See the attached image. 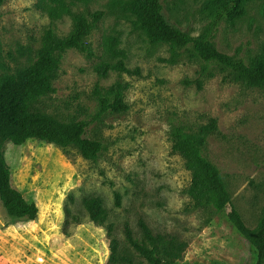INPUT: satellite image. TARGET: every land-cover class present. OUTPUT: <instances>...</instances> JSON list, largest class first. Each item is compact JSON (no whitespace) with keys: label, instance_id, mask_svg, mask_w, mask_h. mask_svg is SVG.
I'll list each match as a JSON object with an SVG mask.
<instances>
[{"label":"rangeland","instance_id":"1","mask_svg":"<svg viewBox=\"0 0 264 264\" xmlns=\"http://www.w3.org/2000/svg\"><path fill=\"white\" fill-rule=\"evenodd\" d=\"M113 0H4L0 4V83L26 68L35 58L41 37L50 28L63 37L74 19L103 10L84 41L93 55L76 49L60 54L54 92L35 107L62 121L86 120V136L99 139L104 150L96 163L74 145L62 152L54 143L27 138L3 142L10 184L37 205L26 220L9 217L0 197V264H107L109 241L119 240V253L147 264L125 241L127 222L140 237L139 219L155 231L175 233L188 246L174 264H253L255 250L230 224L225 212L193 208L185 194L190 173L172 150L171 129L194 131L216 119L204 155L219 169L231 200L249 227L264 209V84L249 86L230 71L205 63L190 46L173 48L150 43ZM167 19L197 36L208 20V0H160ZM233 24L223 20L214 33V46L249 61L264 43V0L245 3ZM115 39L124 63L137 74L94 66L109 57L105 41ZM120 82L125 85V109L97 116L96 91ZM100 171L104 172L106 183ZM111 182V185H110ZM120 195L115 204L114 193ZM72 194L74 203L67 196ZM97 194L107 210L105 225L88 219L81 198ZM68 204L79 223H64ZM264 264V262H263Z\"/></svg>","mask_w":264,"mask_h":264},{"label":"trees","instance_id":"2","mask_svg":"<svg viewBox=\"0 0 264 264\" xmlns=\"http://www.w3.org/2000/svg\"><path fill=\"white\" fill-rule=\"evenodd\" d=\"M4 0H0V4ZM250 0H208L204 5L208 20L201 33L191 36L188 32L175 27L166 17L160 0H113L122 14L128 17L132 25L141 28L150 43L164 42L174 46H190L192 52L205 63L213 62L227 68L236 81H243L249 86L264 84V43L259 53L245 61L218 50L213 44L214 33L225 20L231 24L244 14L245 3ZM91 20L82 15L75 16L70 34L59 37L50 28L41 37V45L34 60L24 69L18 70L10 78L0 83V197L9 217L26 220L34 216L37 205L27 200L10 184L9 167L4 158L3 142L19 143L27 138L48 140L65 152L66 147L74 145L85 160L96 163L104 150L99 139L86 136L88 121H62L42 113L35 107L38 100L54 92L53 80L60 65V54L67 49H76L87 57L93 55L89 44L84 41L94 22L103 15V10L93 11ZM109 57L113 61H102L94 66L101 76L109 71L137 74L138 69H129L124 63V51L117 47L115 39L105 41ZM125 85L116 82L105 89L96 91L98 100L97 116L108 111L125 109L123 91ZM216 119L210 118L206 124L191 131L184 126H174L170 135L172 150L178 153L190 173V181L185 194L193 208H211L216 214L225 212L233 228L255 250L253 264L264 262V209L254 227L246 225L234 206L219 169L204 155L203 147L207 137L216 131ZM103 182L106 177L100 171ZM111 185V182H110ZM116 205L120 204V195L114 193ZM69 204L74 203L72 194L67 196ZM81 205L88 219L104 226L107 210L100 195L91 194L81 198ZM64 223H79L80 217L71 211L68 204L63 207ZM141 236L134 235L125 222L122 233L128 245L147 264H174L188 246V241L175 233L155 231L147 223L138 221ZM120 242L112 237L109 241L107 264H142L137 263L127 254L119 253Z\"/></svg>","mask_w":264,"mask_h":264}]
</instances>
